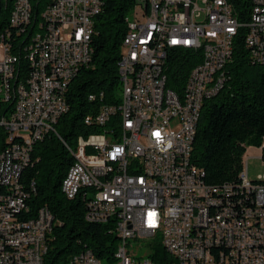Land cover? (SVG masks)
<instances>
[{"label": "built area", "instance_id": "2783aa9c", "mask_svg": "<svg viewBox=\"0 0 264 264\" xmlns=\"http://www.w3.org/2000/svg\"><path fill=\"white\" fill-rule=\"evenodd\" d=\"M101 7L102 0L10 3L0 31V264H42L52 217L45 206L30 214L34 186L25 191L20 176L33 145L67 111L66 85L91 63ZM130 12L118 103L84 122L112 124L76 139L61 194L79 196L86 222H111L114 264H264V177L249 180L242 165L238 184L209 186L191 160L202 106L228 80L240 28L249 60L264 59V0H251L244 23L227 0H143ZM178 51L182 63L193 62L184 80L174 68ZM130 241L144 243L142 257ZM157 244L163 263L151 258ZM68 264L103 263L85 250Z\"/></svg>", "mask_w": 264, "mask_h": 264}, {"label": "trees", "instance_id": "16d2710c", "mask_svg": "<svg viewBox=\"0 0 264 264\" xmlns=\"http://www.w3.org/2000/svg\"><path fill=\"white\" fill-rule=\"evenodd\" d=\"M14 1L0 0V31L7 25L10 3ZM227 1L238 22H246L251 0ZM46 3L47 0H38V4ZM134 5L135 0H102L101 10L94 18L91 63L79 69L67 85V111L53 126L54 133L46 134L33 145L31 162L21 172L24 190L34 186L25 203L30 214L45 206L52 217L51 240L42 264H68L70 257L85 250L103 264H114L118 239L113 225L86 222L82 200L79 196L65 199L60 182L73 162L70 151L75 149L76 139L102 133L112 124L99 127L84 122L86 118L93 120L103 105L118 103V62L126 31L125 19ZM37 11L39 8H35ZM244 33L245 29L240 28L234 40L227 82L215 97L204 102L197 125L191 160L203 171V181L209 186L238 184L246 149L264 145V60H249L242 42ZM184 54L177 52L176 57L180 58L174 65L182 80L193 65V62H181ZM89 97L94 100H88ZM260 159L264 162V147ZM154 250L152 260L166 261L162 246L157 244Z\"/></svg>", "mask_w": 264, "mask_h": 264}, {"label": "rangeland", "instance_id": "374dc122", "mask_svg": "<svg viewBox=\"0 0 264 264\" xmlns=\"http://www.w3.org/2000/svg\"><path fill=\"white\" fill-rule=\"evenodd\" d=\"M143 0H135L138 4ZM199 8L203 9V4L198 3ZM127 18L130 20L133 18V13L129 12ZM174 127V126H173ZM243 167H246L247 176L249 180H255L264 177V162L260 159V150L258 148H247L243 157ZM144 245L142 242L130 241L128 249L136 257H142L144 255V248L142 249L140 245Z\"/></svg>", "mask_w": 264, "mask_h": 264}, {"label": "bare ground", "instance_id": "6f19581e", "mask_svg": "<svg viewBox=\"0 0 264 264\" xmlns=\"http://www.w3.org/2000/svg\"><path fill=\"white\" fill-rule=\"evenodd\" d=\"M71 80H72V78H71ZM66 89H67V85H66ZM22 142H24V135H15L14 136V143H22ZM0 200H2V190H1V188H0ZM45 215L50 216L49 212H47L46 209H45Z\"/></svg>", "mask_w": 264, "mask_h": 264}, {"label": "crops", "instance_id": "0c3cea01", "mask_svg": "<svg viewBox=\"0 0 264 264\" xmlns=\"http://www.w3.org/2000/svg\"><path fill=\"white\" fill-rule=\"evenodd\" d=\"M249 148H251V147H249Z\"/></svg>", "mask_w": 264, "mask_h": 264}]
</instances>
